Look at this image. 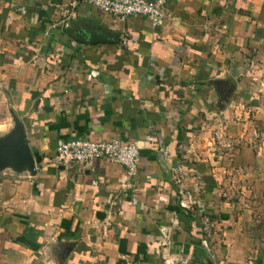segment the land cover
Returning a JSON list of instances; mask_svg holds the SVG:
<instances>
[{"label": "crops", "instance_id": "0c3cea01", "mask_svg": "<svg viewBox=\"0 0 264 264\" xmlns=\"http://www.w3.org/2000/svg\"><path fill=\"white\" fill-rule=\"evenodd\" d=\"M166 6L0 0V264H264V0ZM19 130L33 168L4 156ZM77 137L135 143V175L55 162Z\"/></svg>", "mask_w": 264, "mask_h": 264}, {"label": "built area", "instance_id": "2783aa9c", "mask_svg": "<svg viewBox=\"0 0 264 264\" xmlns=\"http://www.w3.org/2000/svg\"><path fill=\"white\" fill-rule=\"evenodd\" d=\"M91 7L98 9L102 13L125 20L131 16H139L148 20L153 26L159 25L166 16L167 0H80ZM215 142H222L223 145L230 146V140H223L219 131H214ZM97 158H104L112 163L125 167L127 175H135L139 164V149L133 142L125 141L117 137L107 139L71 138L60 142L56 149L55 162L61 165H69L72 162L89 164ZM183 163H185L182 160ZM184 164H178L174 168V177L178 181L183 172ZM235 185L234 175L227 177V185L219 192L223 199H230ZM191 202L190 196L185 201H180L181 205L188 207ZM203 226L205 236H208L207 218L204 217ZM202 244L207 247L206 239Z\"/></svg>", "mask_w": 264, "mask_h": 264}, {"label": "water", "instance_id": "95a60500", "mask_svg": "<svg viewBox=\"0 0 264 264\" xmlns=\"http://www.w3.org/2000/svg\"><path fill=\"white\" fill-rule=\"evenodd\" d=\"M95 36L92 35L88 41H96ZM4 156L13 164L21 167L27 165L30 168L34 166V158L30 152V149L24 141V133L19 130L16 135L10 140L9 145L5 148Z\"/></svg>", "mask_w": 264, "mask_h": 264}]
</instances>
